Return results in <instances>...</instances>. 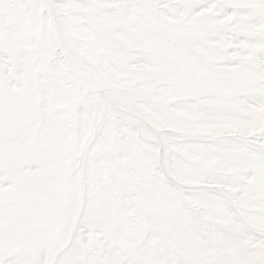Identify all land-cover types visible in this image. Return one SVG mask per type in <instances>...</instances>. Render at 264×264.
<instances>
[{"label": "snow or ice", "instance_id": "snow-or-ice-1", "mask_svg": "<svg viewBox=\"0 0 264 264\" xmlns=\"http://www.w3.org/2000/svg\"><path fill=\"white\" fill-rule=\"evenodd\" d=\"M0 264H264V0H0Z\"/></svg>", "mask_w": 264, "mask_h": 264}]
</instances>
